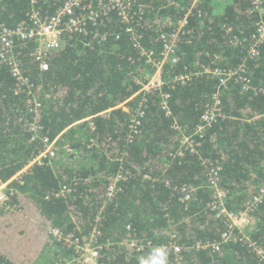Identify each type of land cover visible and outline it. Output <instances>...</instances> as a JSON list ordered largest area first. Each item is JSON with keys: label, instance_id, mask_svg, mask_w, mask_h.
Wrapping results in <instances>:
<instances>
[{"label": "trees", "instance_id": "1", "mask_svg": "<svg viewBox=\"0 0 264 264\" xmlns=\"http://www.w3.org/2000/svg\"><path fill=\"white\" fill-rule=\"evenodd\" d=\"M65 1L0 0V26L20 24L32 9L50 16ZM192 2L133 0L138 42L157 58L160 36L189 13L177 63L166 64L159 90L143 91L156 70L115 11L82 35H66L46 72L35 45L23 44L18 58L31 89L0 67V183L38 156L43 137L57 140L53 158L11 184V210L0 211V264H84L77 246L95 229L102 264H264V200L245 232L234 231L220 251L189 249L222 241L227 230L212 210L211 163L222 167L220 188L230 211L244 210L264 185V43L257 57L249 56L264 14L252 0H230L218 15L214 0ZM214 70L237 74L223 87ZM216 93L223 117L198 132ZM36 103L42 104L38 117L30 111ZM33 122L41 126L37 138ZM186 136L193 151L181 146ZM119 175L124 179L108 197ZM190 188L192 198L183 202ZM69 236L73 247L65 244Z\"/></svg>", "mask_w": 264, "mask_h": 264}, {"label": "built area", "instance_id": "2", "mask_svg": "<svg viewBox=\"0 0 264 264\" xmlns=\"http://www.w3.org/2000/svg\"><path fill=\"white\" fill-rule=\"evenodd\" d=\"M87 1L88 0H66L58 10L50 16H43L38 10L32 9L29 11L30 20L28 22H23L13 27L0 26V67L3 65L8 66L13 77L18 80L19 84L25 88L31 89L32 84H30L29 78L25 76L21 61L18 58V49L23 44L33 43L35 45V60L40 70L46 72L50 68L49 60L52 56L64 48L66 44L64 37L66 35H82L87 31L89 25H97L103 17L115 11L127 25L126 32L132 35L136 43L134 46L140 51V55L152 64L156 70L155 75L147 79L146 83L143 85V91L161 89L164 85L162 80L164 67L167 63H177L178 43L184 27L188 23L187 18L189 13L178 23L177 28L172 33L162 34L160 36L159 40L162 44V51L160 52L159 58H157L154 51L142 48L138 42L135 27L131 23L133 15L130 13V9L133 0H91L93 4H88ZM199 2L200 0H193L192 6H196ZM252 4L255 11L261 15L264 14V0H252ZM262 43H264V19L261 20L258 25V34L256 35L254 45L249 50V56L251 58H255L259 55L257 47ZM212 74L216 77H220L221 85L226 87L228 82L236 76L237 72H220V70H214ZM177 80L184 84L187 82L188 78L182 76L177 78ZM246 84L243 83V89H248ZM167 98L168 96H165V99ZM212 101L213 102L208 105L201 116V126L198 132H201L207 126H212L223 117L221 108L222 102L218 93L212 96ZM41 109L42 104L36 103L30 111L38 117ZM163 109L167 110L168 108L165 106ZM30 130L34 133L35 138H37L40 136L41 126L33 122L31 123ZM42 144L43 147L39 151L38 156L28 166L8 182L0 183V211L11 210L9 200L14 193V186L11 185L12 182L16 181L23 183V178L29 173L30 168L34 164H41L44 159L53 158L56 155L57 140L43 137ZM181 146L193 151L194 141L192 137H184ZM204 164H206V162ZM221 170L222 167L217 163H211L208 169V177L214 199L212 210L216 212L217 218L225 220L227 230L222 235V241L204 244L198 242L189 249L199 250L204 248L212 249L214 252L220 251L224 244H227L234 238V231L245 232L251 223L250 213H253L264 200V185H261L257 194L245 204L244 210L239 212L230 211L226 206L227 195L225 191L220 188L219 181ZM123 179V175H119L115 179V183H112L109 189L108 197H113V194L117 191V182ZM194 191V188H190L189 190L184 189L183 202L190 201ZM129 228L130 227H128V229ZM51 233L59 241L63 240V234L60 230L52 229ZM93 234L92 239L85 243L83 247L80 245L77 246V248L81 250V258L84 264H102V247L96 243L99 232L95 229ZM64 240L68 247H73L75 244L70 236L64 238ZM251 245L254 246V243L251 242ZM132 246L136 247L134 242ZM169 247L173 248L176 254H180L183 249L173 244H170ZM163 248L167 249L168 246L165 245Z\"/></svg>", "mask_w": 264, "mask_h": 264}, {"label": "crops", "instance_id": "3", "mask_svg": "<svg viewBox=\"0 0 264 264\" xmlns=\"http://www.w3.org/2000/svg\"><path fill=\"white\" fill-rule=\"evenodd\" d=\"M224 1V2H223ZM223 2V3H222ZM230 3V0H221L220 1V6H218L219 5V0H214V2H213V5H214V13L216 14V15H218V14H221V13H223L224 12V9H225V7L228 5Z\"/></svg>", "mask_w": 264, "mask_h": 264}, {"label": "bare ground", "instance_id": "4", "mask_svg": "<svg viewBox=\"0 0 264 264\" xmlns=\"http://www.w3.org/2000/svg\"><path fill=\"white\" fill-rule=\"evenodd\" d=\"M30 20V15H29V13L27 14V16H26V20L25 21H23V22H28ZM23 22H21V23H23ZM20 23V24H21ZM155 75V74H154ZM182 77V76H181Z\"/></svg>", "mask_w": 264, "mask_h": 264}, {"label": "clouds", "instance_id": "5", "mask_svg": "<svg viewBox=\"0 0 264 264\" xmlns=\"http://www.w3.org/2000/svg\"><path fill=\"white\" fill-rule=\"evenodd\" d=\"M159 255H161V256H163L164 254L162 253V252H160V253H158ZM162 264H163V262H162Z\"/></svg>", "mask_w": 264, "mask_h": 264}, {"label": "rangeland", "instance_id": "6", "mask_svg": "<svg viewBox=\"0 0 264 264\" xmlns=\"http://www.w3.org/2000/svg\"><path fill=\"white\" fill-rule=\"evenodd\" d=\"M220 1H221V0H219V5H218V6H220V5H221V4H220ZM223 2H224V1H223ZM223 2H222V3H223Z\"/></svg>", "mask_w": 264, "mask_h": 264}]
</instances>
